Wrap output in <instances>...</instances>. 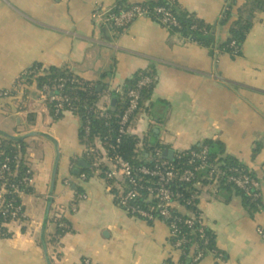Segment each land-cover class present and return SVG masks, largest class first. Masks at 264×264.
Listing matches in <instances>:
<instances>
[{"label": "crops", "instance_id": "crops-1", "mask_svg": "<svg viewBox=\"0 0 264 264\" xmlns=\"http://www.w3.org/2000/svg\"><path fill=\"white\" fill-rule=\"evenodd\" d=\"M117 1L0 0V130L13 135L38 130L60 144L53 206L65 209L70 231L57 251L48 247L52 264H167L180 253L173 250L167 223L132 216L117 204L119 180L111 183L100 171L85 181L76 177L74 162L82 165L87 153L80 118L67 111L56 119L39 95L24 99L29 87L20 83L22 73L36 64L70 68L113 89L139 71H153L151 104L134 133L167 145L175 156L219 142L261 182L262 207L253 213L234 190L202 189L200 207L217 251L197 264H264V9L255 12L241 54L231 56L185 40L150 17H139L120 32L107 16ZM230 1L178 0L217 24L220 42L230 27L219 25ZM235 1L238 11L246 0ZM29 113H35L33 124ZM28 140L34 188L23 197L27 219L9 223L8 237L0 230V264H48L42 232L56 149L44 137ZM77 186L86 198L69 213Z\"/></svg>", "mask_w": 264, "mask_h": 264}, {"label": "trees", "instance_id": "trees-1", "mask_svg": "<svg viewBox=\"0 0 264 264\" xmlns=\"http://www.w3.org/2000/svg\"><path fill=\"white\" fill-rule=\"evenodd\" d=\"M236 5L237 3L235 0L230 1L222 19L219 22V25L221 26H225L228 23L230 24L228 35L222 42H220V39L218 41L217 24H211L199 18L195 13L190 12L180 5L178 0H143L140 2L118 0L117 3L108 11L107 16L111 18L112 22H114L112 19L113 16L120 15L124 11L132 10L136 6H139L147 11L148 17L161 24V20L164 17L165 12H158L157 9L164 8L166 12H168L171 17L178 22V25H170L168 28L172 32L180 34L185 40L196 42L208 48H218L223 53H228L231 56H238L242 52L243 43L252 27V20L255 12L264 9V0H246L244 4L238 7V11L234 9ZM235 14L238 16L236 20H234ZM130 24L131 23L128 25ZM114 25L113 27L117 28L120 32L126 30L128 26L125 25L123 27ZM36 65L44 71H39L33 79L26 82L29 87V92L24 95V99H28L30 96H40V89L46 83H53L55 80L60 78L67 79L63 92L70 94L73 98L76 109L71 112L77 115L81 121V143L84 146L98 150L97 155L89 156L88 153H86L85 159L87 165H80L78 161L74 162L73 170L76 177L82 179V176L86 175L85 180H87L90 179L97 171H100L102 176H106L105 172L110 166L109 158L117 154L123 156L127 161L136 167H155L163 160L167 159L164 156V150L167 149V145H164L163 143L150 144L133 131L139 115L149 110V106L151 104L150 98L152 97L154 84L152 86H146L143 89L140 107L136 112L130 127L127 129L125 134L121 135L119 133L121 128V115L129 101L127 95L128 90L135 87L138 81L143 77H154L153 71H139L131 79L126 81L123 86V91H125L124 95L114 93L113 97L117 98V103L114 106V109L111 105L112 107L109 109L110 116L105 117L99 115V113L103 108V105L101 104V93H103V91L107 88L106 84L102 81H89L78 75L70 68L56 66L44 67L41 64ZM51 111L54 118L59 119L65 112L70 110L67 108L64 112L56 114L55 108L51 107ZM28 119L33 124L35 120V113H29ZM87 129H89L88 134H86ZM119 136H122L121 142H117V138ZM17 143L22 146V149L19 151L13 148V145ZM203 146H207L209 148L211 161L216 163L219 169L226 173L225 176L217 178L218 181L216 186L221 189L226 188L236 191L243 197L245 204L250 208L252 213L258 211L259 208L262 207V200L253 201L244 193V191L239 189L229 180V176L235 173V169H243L255 176L256 174L240 163L237 159L226 154L219 142L207 141L203 145L178 153L174 159L170 161L177 169L182 171L191 166L189 165V157L192 150L200 149ZM29 148L30 143L28 139L15 142L5 137H0V163H2L7 156L21 154V158L16 161L13 165L12 171L7 176L6 184L9 186L11 183L17 181L24 175L31 174L34 176V173L29 167L27 161ZM158 150H162L163 152L158 154ZM94 161H97L99 165L94 166ZM75 170H78L79 172L75 173ZM206 177L207 171L201 170L191 182H173L171 184V187L176 194L174 204L175 211L178 216L186 219L195 211V207L193 205H188L187 201L194 193H198L200 196V192L205 186L213 185L210 184L213 180H208ZM110 181L111 183H116L115 179H111ZM141 182L145 185H156L157 179L143 177ZM125 185L128 188V184L126 182ZM80 193L86 192L83 187L77 186L75 189V199L72 205H79L80 201L77 196ZM146 200H149V202L146 203ZM138 201L144 205H148V203L150 205L156 203L155 197H151V194L147 190L141 188H139ZM21 203L23 204V199L21 200ZM51 212L52 213H50L49 223L47 226L46 240L48 247L55 246L57 251L61 246L62 238L70 231V222L67 219L65 209L61 207L54 208V206H52ZM71 212L72 210L69 209V213ZM7 220L9 219H5L0 212V230L6 237L11 235L7 227L8 224H4ZM199 228V225L190 227L184 223L181 224L180 236L189 237L190 241L182 246L181 249H173L180 253V257L176 259L171 256L167 260V264H197L199 261L196 262L194 258L200 249L204 250L206 254L212 251H217L215 233L208 227L206 228V237H202L199 233ZM206 240H208L207 244H205ZM172 241H176V239H173Z\"/></svg>", "mask_w": 264, "mask_h": 264}, {"label": "built area", "instance_id": "built-area-1", "mask_svg": "<svg viewBox=\"0 0 264 264\" xmlns=\"http://www.w3.org/2000/svg\"><path fill=\"white\" fill-rule=\"evenodd\" d=\"M158 12H165L164 17L161 20V24L169 28L170 25H178V22L166 12L164 8H158ZM139 17H148L146 10L139 6H136L132 10L124 11L120 15L113 16L115 25L125 26L132 23ZM40 69L37 65H32L27 68L22 74L21 84L27 85V81L33 79ZM67 79L60 78L53 83H46L40 89V98L45 100L51 107L55 108L56 114L64 112L67 108L70 111H74L73 98L70 94L63 92ZM154 79L150 76L143 77L138 81L135 87L128 90V104L121 115V128L119 133L125 134L130 127L136 112L140 107V101L142 98L143 89L146 86H152ZM114 93H120L124 95L123 87L118 88H106L102 97L103 108L99 115L109 117V109L112 107L111 99ZM78 100V99H77ZM89 133L87 129L86 134ZM122 141V136L117 138V142ZM16 150H21L20 144L13 145ZM86 151L89 156L97 155L98 150L86 146ZM158 154L162 153V150L157 151ZM21 158V154H15L13 156L5 157L4 161L0 163V212L7 220L4 224H9L13 221H25L27 219V213L24 208V204L21 203L24 195L33 192L34 188V176L31 174L24 175L17 181H14L9 186L6 184V179L9 173L12 171L13 165ZM109 168L106 170V177L109 179L119 180L120 189L116 193L117 204L125 209L130 215L145 219L149 222L163 221L167 223L170 228L171 245L173 249H181L186 243L190 241L189 237L180 236L181 224H186L190 227L199 225V233L202 237H206V228L208 223L205 213L200 207V196L198 193H194L187 201L188 205H193L195 211L186 219L178 216L175 211V192L171 187L173 182H191L195 179L197 173L201 170L207 171V179L213 180V185L217 184V178L225 176L226 173L219 169L216 163L210 159V150L207 146H203L200 149L192 150L189 157V167L180 171L172 164L169 159L163 160L155 167L141 166L136 167L127 161L123 156L117 154L109 158ZM99 163L94 161V166H98ZM235 173L229 176V180L234 183L239 189L244 191L250 199L253 201H259L262 197L261 182L260 179L245 171L243 169H235ZM31 173V172H30ZM143 177H150L157 179L156 185H145L141 182ZM86 175L82 176L81 180H85ZM128 184V188L125 185ZM8 186V187H7ZM139 188L147 190L151 197H155L156 203L150 205H144L138 201ZM79 201L86 198V193H80L78 196ZM149 200H146V203ZM72 211H77L78 204H73L69 207ZM176 239V241H172ZM208 240H206V243ZM206 252L200 249L194 260L196 262L205 258Z\"/></svg>", "mask_w": 264, "mask_h": 264}, {"label": "water", "instance_id": "water-1", "mask_svg": "<svg viewBox=\"0 0 264 264\" xmlns=\"http://www.w3.org/2000/svg\"><path fill=\"white\" fill-rule=\"evenodd\" d=\"M116 103H117V98H113L112 99L113 109H114V106L116 105ZM0 137H5V138L10 139V140L15 141V142H20L24 139H28V138H32V137H44L45 139H48L49 141H52L55 144L56 161H55L52 180H51L50 195H49V199H48V203H47L46 215H45V220H44V229L42 232V243H43L44 251L46 253L47 261H48V264H52L50 254L48 252V243L46 240V233H47V226L49 223L51 209H52V206L54 203V191H55V186H56V181H57V171H58L59 161H60V157H61L60 144L57 141V139L55 137H53L52 135L45 133V132H42V131H38V130H29V131H26L24 133H20L18 135H13V134H10V133L5 132L3 130H0ZM164 156L169 160H173L174 156H175V151L172 149H170V150L167 149L164 151ZM80 163L82 165L87 164V162H85V161H81ZM75 173H78V170H76Z\"/></svg>", "mask_w": 264, "mask_h": 264}, {"label": "rangeland", "instance_id": "rangeland-1", "mask_svg": "<svg viewBox=\"0 0 264 264\" xmlns=\"http://www.w3.org/2000/svg\"><path fill=\"white\" fill-rule=\"evenodd\" d=\"M40 106L43 108L44 111L48 112L49 111V107L46 103H40ZM10 121V120H9ZM3 123V122H2ZM7 125H11L10 123L7 122ZM12 126V125H11ZM10 130V129H8Z\"/></svg>", "mask_w": 264, "mask_h": 264}]
</instances>
